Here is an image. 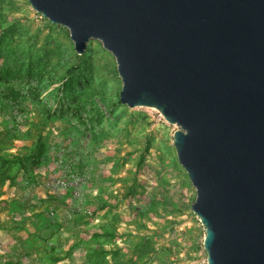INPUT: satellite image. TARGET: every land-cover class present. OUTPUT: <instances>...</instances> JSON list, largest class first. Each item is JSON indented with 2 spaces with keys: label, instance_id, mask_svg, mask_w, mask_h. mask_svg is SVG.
<instances>
[{
  "label": "rangeland",
  "instance_id": "1",
  "mask_svg": "<svg viewBox=\"0 0 264 264\" xmlns=\"http://www.w3.org/2000/svg\"><path fill=\"white\" fill-rule=\"evenodd\" d=\"M0 264H207L168 123L119 101L115 57L0 0Z\"/></svg>",
  "mask_w": 264,
  "mask_h": 264
},
{
  "label": "water",
  "instance_id": "2",
  "mask_svg": "<svg viewBox=\"0 0 264 264\" xmlns=\"http://www.w3.org/2000/svg\"><path fill=\"white\" fill-rule=\"evenodd\" d=\"M115 57L119 101L170 124L207 264H264V0H28Z\"/></svg>",
  "mask_w": 264,
  "mask_h": 264
},
{
  "label": "trees",
  "instance_id": "3",
  "mask_svg": "<svg viewBox=\"0 0 264 264\" xmlns=\"http://www.w3.org/2000/svg\"><path fill=\"white\" fill-rule=\"evenodd\" d=\"M15 77L16 75L10 69H0V80H9Z\"/></svg>",
  "mask_w": 264,
  "mask_h": 264
}]
</instances>
